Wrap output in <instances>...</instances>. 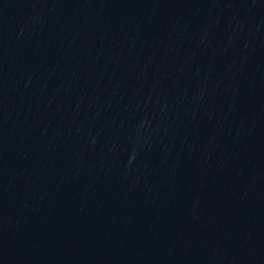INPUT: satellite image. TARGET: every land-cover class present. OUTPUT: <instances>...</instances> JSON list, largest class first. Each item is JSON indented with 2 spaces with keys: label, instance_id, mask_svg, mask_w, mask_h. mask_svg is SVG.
Listing matches in <instances>:
<instances>
[{
  "label": "water",
  "instance_id": "1",
  "mask_svg": "<svg viewBox=\"0 0 264 264\" xmlns=\"http://www.w3.org/2000/svg\"><path fill=\"white\" fill-rule=\"evenodd\" d=\"M0 264H264V0H0Z\"/></svg>",
  "mask_w": 264,
  "mask_h": 264
}]
</instances>
